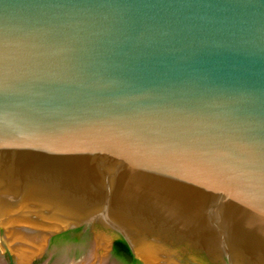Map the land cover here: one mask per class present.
<instances>
[{
  "label": "water",
  "instance_id": "water-1",
  "mask_svg": "<svg viewBox=\"0 0 264 264\" xmlns=\"http://www.w3.org/2000/svg\"><path fill=\"white\" fill-rule=\"evenodd\" d=\"M81 229L264 264V0H0L1 242Z\"/></svg>",
  "mask_w": 264,
  "mask_h": 264
},
{
  "label": "rangeland",
  "instance_id": "rangeland-1",
  "mask_svg": "<svg viewBox=\"0 0 264 264\" xmlns=\"http://www.w3.org/2000/svg\"><path fill=\"white\" fill-rule=\"evenodd\" d=\"M96 235L99 236L95 232L79 230L70 233L68 237L58 238L56 236L57 238L51 240L42 255L34 256L29 264H70V262L75 264L78 262L79 264L82 262L79 261L82 256L86 259L93 249L98 251H94L93 258L88 257L89 263L99 264L100 259H103L104 264H130L125 257L115 254L111 249V244L117 239L116 237L104 236L108 241L106 242V249H96L94 248ZM14 261V251L9 247L6 248L0 241V264H14Z\"/></svg>",
  "mask_w": 264,
  "mask_h": 264
},
{
  "label": "bare ground",
  "instance_id": "bare-ground-1",
  "mask_svg": "<svg viewBox=\"0 0 264 264\" xmlns=\"http://www.w3.org/2000/svg\"><path fill=\"white\" fill-rule=\"evenodd\" d=\"M96 241H95V244H94V248H96V249H98V248H105L106 249V242H108L107 241V238H105L104 236H97L96 235ZM0 241H1V239H0ZM6 242H7V245H8V247L13 251V248L11 247V245L8 243V241L7 240H5ZM47 248V245H45L43 248H41V249H39L38 251H36L35 253H33L32 255H31V257H30V259L28 260V262H27V264H29L30 263V261L34 258V256H37V255H42V253L45 251V249ZM94 251H98V250H91V254H89V258L91 259V258H93V256L92 255H94L93 253H94ZM97 253V252H96ZM95 253V254H96ZM86 258V259H83L82 260V262H80L79 264H92V263H89L88 261H90V260H88L89 258ZM98 258V257H97ZM88 260V261H87ZM70 264H75V263H73V262H70ZM76 264H78V262L76 263ZM98 264V263H97ZM99 264H104V262H103V259H100V262H99Z\"/></svg>",
  "mask_w": 264,
  "mask_h": 264
},
{
  "label": "trees",
  "instance_id": "trees-1",
  "mask_svg": "<svg viewBox=\"0 0 264 264\" xmlns=\"http://www.w3.org/2000/svg\"><path fill=\"white\" fill-rule=\"evenodd\" d=\"M72 231H68L65 233L60 234L59 237H68ZM56 237V238H57ZM115 254L121 255L122 257H125L130 264H141L137 259H135L132 255V252L128 246V244L125 242L123 238H120L116 240L115 247H114Z\"/></svg>",
  "mask_w": 264,
  "mask_h": 264
},
{
  "label": "flooded vegetation",
  "instance_id": "flooded-vegetation-1",
  "mask_svg": "<svg viewBox=\"0 0 264 264\" xmlns=\"http://www.w3.org/2000/svg\"><path fill=\"white\" fill-rule=\"evenodd\" d=\"M81 230H82V229H81ZM77 231H79V230H74V231H72L71 233H74V232H77ZM82 231H83V230H82ZM118 239H120V238L115 239V241H114V243H113V247H112L113 252H114L115 242H116V240H118Z\"/></svg>",
  "mask_w": 264,
  "mask_h": 264
}]
</instances>
